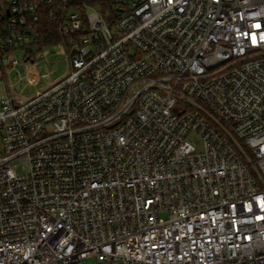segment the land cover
Here are the masks:
<instances>
[{
  "label": "built area",
  "instance_id": "2783aa9c",
  "mask_svg": "<svg viewBox=\"0 0 264 264\" xmlns=\"http://www.w3.org/2000/svg\"><path fill=\"white\" fill-rule=\"evenodd\" d=\"M46 19L68 70L2 97L0 264H264V0H0L3 76L38 84Z\"/></svg>",
  "mask_w": 264,
  "mask_h": 264
},
{
  "label": "rangeland",
  "instance_id": "374dc122",
  "mask_svg": "<svg viewBox=\"0 0 264 264\" xmlns=\"http://www.w3.org/2000/svg\"><path fill=\"white\" fill-rule=\"evenodd\" d=\"M103 6L102 11L110 22L111 15L109 14L108 4L104 2ZM114 26L115 25L112 27ZM29 50H32L36 55L43 51L45 54H49L46 58L38 57L37 59L36 67H38L40 81L36 85L29 84L28 74L22 64L8 72L6 71L5 76H3V72L0 68V108L2 97H5L4 95L7 94V86H9L11 90L22 93L25 97H31L36 89L46 87L50 82L58 80L67 72L68 66L67 61L65 60L67 51L61 43L58 42V44L55 43L50 46H44L43 48L33 44L29 46ZM16 55L19 59H24L26 51L22 49L17 50ZM49 61H51V63L48 65ZM47 73H50V76H44ZM190 138L201 147V138L197 134L192 133ZM18 171L23 173L20 167L18 168Z\"/></svg>",
  "mask_w": 264,
  "mask_h": 264
},
{
  "label": "trees",
  "instance_id": "16d2710c",
  "mask_svg": "<svg viewBox=\"0 0 264 264\" xmlns=\"http://www.w3.org/2000/svg\"><path fill=\"white\" fill-rule=\"evenodd\" d=\"M44 42L51 43V42H58L60 40L59 35L56 32V25L55 23L45 20L44 21Z\"/></svg>",
  "mask_w": 264,
  "mask_h": 264
}]
</instances>
